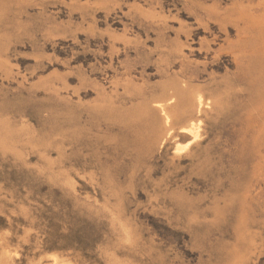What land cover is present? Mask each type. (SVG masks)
I'll return each mask as SVG.
<instances>
[{
	"label": "rangeland",
	"instance_id": "374dc122",
	"mask_svg": "<svg viewBox=\"0 0 264 264\" xmlns=\"http://www.w3.org/2000/svg\"><path fill=\"white\" fill-rule=\"evenodd\" d=\"M257 1L0 0V264H264Z\"/></svg>",
	"mask_w": 264,
	"mask_h": 264
},
{
	"label": "bare ground",
	"instance_id": "6f19581e",
	"mask_svg": "<svg viewBox=\"0 0 264 264\" xmlns=\"http://www.w3.org/2000/svg\"><path fill=\"white\" fill-rule=\"evenodd\" d=\"M256 5L264 7V0H258ZM258 9L254 10L253 12H249L250 9L248 11V10L239 8L238 12H236L235 19H233L232 16H231L232 19L227 18V17L217 16L219 18L218 21L220 20V21L225 22V21L234 20L233 22H235L236 24L243 23L242 25L246 27L247 31L245 32L248 34V36L246 38H242L241 40L240 39H236V40L227 39L225 43L221 44L215 51V58L217 59L223 54H230L234 61L240 62L242 60L241 55L246 52L250 54L251 56H253V58L255 59V62L253 64H248L247 67L249 70L251 69V71L255 73L254 78H256V80L262 84V87H260L261 88L260 93L263 95L253 105L251 111L249 112L247 116L246 123H247V127L249 128V131L252 130V139H253L254 144H257L256 147L258 148V150H262V152L264 153V19L261 18L264 12L263 11L260 12V10ZM237 26L241 27L239 25ZM240 29L241 28H239V30ZM121 85L124 87V89H128V90H130L131 88H133L134 90L139 88L136 85H132V87L130 88V83L126 79L125 81L122 82ZM173 85H174L173 87L174 95L173 93L171 95L176 96V99H175L177 100L176 102L173 103L172 101H169L171 100L170 98L164 97L163 100L157 102L156 104H153L152 100H150V103H147L146 105V109L148 111H151V112L159 114L160 116H163L165 120V125L166 123H168L170 119V116L167 112L176 110L178 106L180 107L181 100L179 97L181 98L185 97V99H187L191 104L196 103L198 107L197 109L198 111H200L202 107L205 105L204 98H202L201 95L198 94V96L195 97V95L186 93V91L184 90V87H182L178 81H174ZM198 127H199L198 124L195 125V123L193 122L190 128L187 130L197 134L196 130ZM185 146L186 145H183L182 147H185Z\"/></svg>",
	"mask_w": 264,
	"mask_h": 264
},
{
	"label": "water",
	"instance_id": "95a60500",
	"mask_svg": "<svg viewBox=\"0 0 264 264\" xmlns=\"http://www.w3.org/2000/svg\"><path fill=\"white\" fill-rule=\"evenodd\" d=\"M264 12V11H263ZM261 18H263L264 19V13H263V15H262V17Z\"/></svg>",
	"mask_w": 264,
	"mask_h": 264
}]
</instances>
